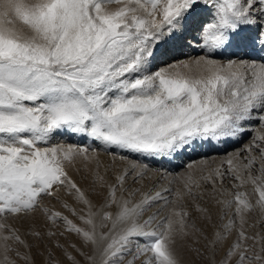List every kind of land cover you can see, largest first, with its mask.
Wrapping results in <instances>:
<instances>
[{
    "label": "snow or ice",
    "instance_id": "1",
    "mask_svg": "<svg viewBox=\"0 0 264 264\" xmlns=\"http://www.w3.org/2000/svg\"><path fill=\"white\" fill-rule=\"evenodd\" d=\"M189 49L205 54L177 58ZM247 135L199 174L189 164L168 180L135 161L112 181L101 172V150L171 162ZM150 173L167 185L144 190ZM254 211L264 217V0H0L4 264H16L9 241L33 247L9 217L29 223L44 264H62L53 248L69 264H264V235L245 231Z\"/></svg>",
    "mask_w": 264,
    "mask_h": 264
},
{
    "label": "rangeland",
    "instance_id": "2",
    "mask_svg": "<svg viewBox=\"0 0 264 264\" xmlns=\"http://www.w3.org/2000/svg\"><path fill=\"white\" fill-rule=\"evenodd\" d=\"M188 51L189 50H187L186 53L183 54L185 57H188V55H189V53L187 54ZM199 54L202 55L205 53L199 52ZM217 58H220V57H217ZM57 140L61 143L66 144V145H74V146H81V147L88 146L90 148H97L98 147V142H93L91 140H85L82 142L79 137H68V136L57 137ZM250 140H251V135H247V136H245V138L240 143H227V144H225V143L213 142L212 144H205L203 147L196 148L195 151L190 150L186 154L178 156L176 159L172 160L171 162H167V161L157 162L154 160H149V159L144 158V157H139L136 154L124 153V155L128 156V159H129L128 161H125V164H124V161H121L119 159L118 155H117L115 161H113V156L110 153H105L101 150L99 153V156L101 155L105 161V165L102 166L103 168H101V172L103 173L105 169H108L107 178L110 181H112V180H114L115 174H118L123 169H125V166L129 165V161H135L137 163H147L153 169H162V170L164 169V170H166L167 174H168V180H171L173 178V176H176L180 173L189 171V169L187 168V165H189V164H193V170L196 172V174H199V169L202 166V164H201L202 161H207V164L209 167H217L220 165L221 161L224 160L229 154L236 151V149H239L243 144L248 143ZM42 146H47V145H42ZM77 166H79V164ZM224 167L226 168L227 165H224ZM169 170H170V172H169ZM154 174H156V173H153V174L150 173L149 175H150L151 179H146L142 182L144 190H147L153 184H156V185L159 184L160 185V183H161V185H165V184L167 185V180L159 179L157 174L155 176H154ZM72 175L77 180V182L80 183L81 187L85 188L88 191H91L90 182L88 180L82 179V177L84 175H88V173L81 172L80 174H77V173L73 172ZM157 179H158V181H157ZM153 180H155V181H153ZM130 183L132 185V182L129 180L128 185ZM231 183H232V181H230V180L225 181V187H228L230 189ZM133 186L134 187H138V186L140 187L141 185L133 184ZM171 187L174 188V187H176V185L173 184V185H171ZM241 190L242 191L247 190V191L251 192V186L249 185L246 187V189H241ZM92 199H93L94 203H97V204L99 203L98 199L95 196H93ZM137 199H139V197ZM68 203L72 204L74 207H76L77 210H79V208L82 207V206L76 205L75 202L71 198H68ZM50 206L54 207L55 210H59V211L63 212L64 215L69 216L70 219H73L77 224H80V221L76 220V218L73 217L70 212L63 209L59 203H57L55 201H51ZM6 223L9 224L12 228L19 229V234L21 235V237L23 239H25L28 244L33 245V247L31 248V251H30L28 248H25L23 245L9 241V243L11 244L12 249H13L12 251H10L8 253L9 258L11 260H14L16 262V264H28L27 261H25L24 259H21V257L16 255V252L19 251L21 253V255H31L35 259L36 264H44V261L47 259V254L45 253V255H40L39 254L40 252L45 251L44 246L42 245L38 250L34 246L35 242H34L33 238L30 237L29 235H27L29 223L26 221H20V220L13 219L12 217H9L6 221ZM60 230H63V229L61 228ZM245 231L247 232V234L249 236H255L257 233L264 235V217H262L258 211H254L248 215L247 223L245 224ZM66 236H67L68 241L76 243L77 246H80L81 242L79 241V239L75 235H70V234L66 233ZM58 239L60 240L61 243L67 244V241L65 240V238L58 237ZM248 243L251 244L252 241L249 240ZM69 251H72V249H69ZM53 252H54L56 257L61 259L62 264H69V262L64 259L63 255L59 249L53 248ZM73 254L75 255L76 253L73 252ZM182 255L184 256L185 259H188V256L186 253H182ZM129 259H131V257H129ZM0 264H4L2 248H0ZM136 264H139V261H137Z\"/></svg>",
    "mask_w": 264,
    "mask_h": 264
},
{
    "label": "bare ground",
    "instance_id": "3",
    "mask_svg": "<svg viewBox=\"0 0 264 264\" xmlns=\"http://www.w3.org/2000/svg\"><path fill=\"white\" fill-rule=\"evenodd\" d=\"M199 50H196V51H192L191 49H189V51L187 52V54L189 53V55H188V57H185L184 55H178V59H187V58H189V57H195V56H197V55H200L199 54ZM202 53V52H201ZM169 62H171V61H169ZM208 148V147H207ZM211 148V147H210ZM206 149V148H205ZM237 150V149H236ZM186 154V153H185ZM99 158H100V161H101V165L103 166V165H105V161H104V158H102V156L100 155L99 156ZM129 160V159H128ZM128 160H126V161H128ZM131 160V159H130ZM141 161V160H140ZM128 163V162H127ZM124 164H125V161H124ZM126 167H129V165L128 166H125V168ZM101 168H103V167H101ZM122 170V169H121ZM120 170V171H121ZM162 170V169H161ZM164 170V169H163ZM118 172V171H117ZM116 172V173H117ZM169 172H170V170H169ZM153 174V173H152ZM170 174V173H169ZM156 174H154V176H155ZM171 175V174H170ZM158 176V175H157ZM157 178V177H156ZM153 179V178H152ZM131 181V180H130ZM153 181H155V180H153ZM157 181H158V179H157ZM132 182V181H131ZM156 183V182H155ZM130 186H132V187H134L133 186V184L131 185V183L129 184ZM154 185V184H153ZM153 185H151L150 186V188L151 187H153ZM157 185H159V184H157ZM160 185H161V183H160ZM166 185V184H165ZM146 186V185H145ZM139 187V186H138ZM146 188V187H145ZM138 198V197H137ZM143 259V257H141V260ZM139 261V260H138ZM139 264H140V261H139Z\"/></svg>",
    "mask_w": 264,
    "mask_h": 264
}]
</instances>
